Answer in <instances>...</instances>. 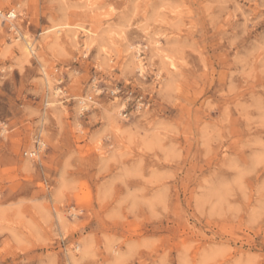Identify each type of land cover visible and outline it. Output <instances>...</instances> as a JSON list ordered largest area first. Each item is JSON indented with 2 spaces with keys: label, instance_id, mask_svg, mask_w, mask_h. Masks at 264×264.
Wrapping results in <instances>:
<instances>
[{
  "label": "rangeland",
  "instance_id": "rangeland-1",
  "mask_svg": "<svg viewBox=\"0 0 264 264\" xmlns=\"http://www.w3.org/2000/svg\"><path fill=\"white\" fill-rule=\"evenodd\" d=\"M10 9L0 264H264V0Z\"/></svg>",
  "mask_w": 264,
  "mask_h": 264
},
{
  "label": "built area",
  "instance_id": "built-area-1",
  "mask_svg": "<svg viewBox=\"0 0 264 264\" xmlns=\"http://www.w3.org/2000/svg\"><path fill=\"white\" fill-rule=\"evenodd\" d=\"M15 17L11 9L7 11L0 10V18L3 19V21H12Z\"/></svg>",
  "mask_w": 264,
  "mask_h": 264
},
{
  "label": "bare ground",
  "instance_id": "bare-ground-1",
  "mask_svg": "<svg viewBox=\"0 0 264 264\" xmlns=\"http://www.w3.org/2000/svg\"><path fill=\"white\" fill-rule=\"evenodd\" d=\"M12 13H13V11H12ZM13 15H14V13H13ZM27 57H28V56H27ZM139 62H140V63H139L138 68L142 70V63H141V60H139Z\"/></svg>",
  "mask_w": 264,
  "mask_h": 264
}]
</instances>
